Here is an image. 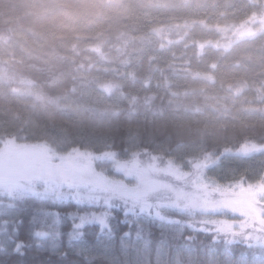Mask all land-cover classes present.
I'll list each match as a JSON object with an SVG mask.
<instances>
[{
  "label": "trees",
  "instance_id": "16d2710c",
  "mask_svg": "<svg viewBox=\"0 0 264 264\" xmlns=\"http://www.w3.org/2000/svg\"><path fill=\"white\" fill-rule=\"evenodd\" d=\"M6 144L122 158L147 151L185 170L188 159L220 158L209 176L253 179L264 169V0H0V148ZM38 207L27 200L12 211L23 222L21 240ZM46 210L63 217L55 246L75 251L61 257L49 241L0 254V264H157L158 253L167 264L178 250L206 264L209 249L225 261L223 240L213 244L211 233L174 236L159 221L125 223L119 209L111 238L89 225L70 244L66 213L98 209ZM232 251L234 264L241 253L259 264L242 244Z\"/></svg>",
  "mask_w": 264,
  "mask_h": 264
},
{
  "label": "snow or ice",
  "instance_id": "6c2138e0",
  "mask_svg": "<svg viewBox=\"0 0 264 264\" xmlns=\"http://www.w3.org/2000/svg\"><path fill=\"white\" fill-rule=\"evenodd\" d=\"M219 159H188L190 167L185 170L176 160L147 151H130L122 158L114 150L94 153L79 147L57 151L47 145L25 150L13 146L7 152L0 148V254H22L28 247L43 249L52 241L53 251L67 257L75 249L63 251L54 243L61 236L63 217L46 208L74 203L98 211L66 213L72 220L70 244L82 241L89 225L111 238L113 211L119 209L125 223L129 217L136 223L159 221L174 236L183 237L186 230L211 233L213 244L223 240L224 264H234L231 257L235 244H242L254 259L259 258V264H264V169L251 180L233 173L231 182L221 183L207 171ZM27 200L37 202L39 207L27 239L21 240L19 224L23 222L11 213ZM123 235L129 237L130 233ZM91 251L81 248L79 254L90 255ZM160 255L157 264H165ZM207 257L206 264H220L212 249ZM167 264L195 262L191 255L181 256L178 250ZM236 264H246L244 253Z\"/></svg>",
  "mask_w": 264,
  "mask_h": 264
},
{
  "label": "rangeland",
  "instance_id": "374dc122",
  "mask_svg": "<svg viewBox=\"0 0 264 264\" xmlns=\"http://www.w3.org/2000/svg\"><path fill=\"white\" fill-rule=\"evenodd\" d=\"M11 147H13V146H11L10 144H6V146L4 147V151L5 152H7V150L9 149V148H11ZM15 148H17L16 146H14ZM17 149H19V150H22L21 148H17ZM177 162V161H176ZM178 163V162H177ZM179 164V163H178Z\"/></svg>",
  "mask_w": 264,
  "mask_h": 264
}]
</instances>
